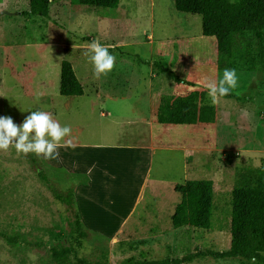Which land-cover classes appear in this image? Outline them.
<instances>
[{
	"label": "rangeland",
	"instance_id": "374dc122",
	"mask_svg": "<svg viewBox=\"0 0 264 264\" xmlns=\"http://www.w3.org/2000/svg\"><path fill=\"white\" fill-rule=\"evenodd\" d=\"M28 11V0H0V116L20 125L31 111L50 112L71 127V145L54 160L0 151V264H76L50 253L72 240L70 213L54 195L68 188L87 231L79 258L106 253L118 264L228 250L231 190L246 170H264V71L247 68L252 36L238 39L236 56L219 64L201 17L176 11L173 0H119L114 9L53 0L47 18ZM93 40L116 56L100 79L85 55ZM63 61L82 96H60ZM229 64L239 77L237 99L214 105L215 124L154 123L163 98L197 92L211 104L205 82L218 81ZM189 180L213 182L209 230L171 225L180 202L174 186ZM185 264L247 262L201 257Z\"/></svg>",
	"mask_w": 264,
	"mask_h": 264
},
{
	"label": "trees",
	"instance_id": "16d2710c",
	"mask_svg": "<svg viewBox=\"0 0 264 264\" xmlns=\"http://www.w3.org/2000/svg\"><path fill=\"white\" fill-rule=\"evenodd\" d=\"M53 0H28L26 15L47 18ZM178 12L199 15L201 32L216 41L218 63L225 64L236 56V42L251 35L255 40L247 61L250 71H264V0H173ZM73 5L87 8H117L119 0H71ZM222 66V65H221ZM223 67V66H222ZM221 67V68H222ZM227 68H232L229 64ZM176 82H180L175 78ZM59 94L63 97L82 96L83 88L75 76L72 65L63 61L60 66ZM237 99L232 93L223 97ZM216 108L206 103L204 93L191 92L185 96L163 98L154 113V122L160 125H213ZM174 191L180 195L171 216L174 229L183 227L209 230L215 206L213 182L189 180L176 184ZM55 198L70 213L73 225L72 240L67 247H52L51 257L65 263L72 256L76 264H109L106 253L102 260L88 261L78 257L87 231L75 208L74 190L54 192ZM230 245L228 250L197 251L176 259L147 260L129 257L118 264H185L201 257L233 259L248 262L253 255L258 264H264V170H246L230 193Z\"/></svg>",
	"mask_w": 264,
	"mask_h": 264
},
{
	"label": "clouds",
	"instance_id": "9594fccd",
	"mask_svg": "<svg viewBox=\"0 0 264 264\" xmlns=\"http://www.w3.org/2000/svg\"><path fill=\"white\" fill-rule=\"evenodd\" d=\"M86 47L88 52L85 55L93 66V75L96 79L107 76L113 71L116 56L110 53L108 46L93 40ZM238 86L239 77L234 68H225L222 78L218 81L205 82L213 106L221 98L229 96ZM71 133L70 126L61 125L47 111H31L20 125H17L10 116H0V151L7 152L10 148H14L18 155L23 154L25 157L35 154L46 160L59 159V148L64 147L65 144L71 145V140H66ZM247 264H258L256 256H251Z\"/></svg>",
	"mask_w": 264,
	"mask_h": 264
},
{
	"label": "crops",
	"instance_id": "0c3cea01",
	"mask_svg": "<svg viewBox=\"0 0 264 264\" xmlns=\"http://www.w3.org/2000/svg\"><path fill=\"white\" fill-rule=\"evenodd\" d=\"M142 120H144V119H142ZM146 122H147L148 126H150V127L153 125V121H150V120H149V121H146ZM154 123H155V122H154ZM173 212H174V210H173ZM173 212H172V214H173Z\"/></svg>",
	"mask_w": 264,
	"mask_h": 264
}]
</instances>
